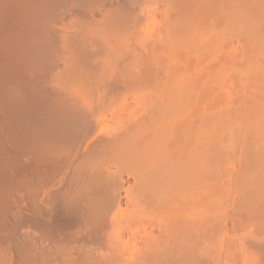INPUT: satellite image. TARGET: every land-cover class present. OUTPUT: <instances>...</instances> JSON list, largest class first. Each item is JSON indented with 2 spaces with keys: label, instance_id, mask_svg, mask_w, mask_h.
I'll return each instance as SVG.
<instances>
[{
  "label": "bare ground",
  "instance_id": "6f19581e",
  "mask_svg": "<svg viewBox=\"0 0 264 264\" xmlns=\"http://www.w3.org/2000/svg\"><path fill=\"white\" fill-rule=\"evenodd\" d=\"M243 25L264 0H0V264H264V75L235 106L204 64Z\"/></svg>",
  "mask_w": 264,
  "mask_h": 264
},
{
  "label": "rangeland",
  "instance_id": "374dc122",
  "mask_svg": "<svg viewBox=\"0 0 264 264\" xmlns=\"http://www.w3.org/2000/svg\"><path fill=\"white\" fill-rule=\"evenodd\" d=\"M162 6V5H161ZM160 6V7H161ZM163 8H161L162 10L164 9V5L162 6ZM161 20L160 21H162V17L160 18ZM161 23H163V21L161 22ZM243 26H246V28L245 27H242V28H239V29H241L240 30V32H238L237 33V31L236 32H233L232 30H228V31H225V33L223 34L224 36H223V40H222V37H221V40L222 41H220L221 43V45L219 46V45H216V48H215V46L213 47V43H212V47H210V49H211V52H210V49H209V52H206L208 55H206V56H208L209 58L208 59H205V58H207L206 56H205V58H204V64H205V61H206V64L205 65H208V62H209V64H210V66H212L213 64H215V65H213V67H215V68H211V67H209V68H211L212 70L211 71H217V72H215V73H213V74H215L214 76H212L210 79V83H209V86L210 87H212V89L213 90H215L216 89V91L217 90H221L220 92H222L221 94L225 97H222V95L220 94V98H222V100L221 101H227V100H230L231 101V99L234 101V99H236L237 97H238V100L240 99V98H242L241 100H237L236 99V101H238L237 103H235L236 101H231V102H229V103H231V104H233V105H235V106H237L238 104H239V102L241 101L242 102V100H243V98H244V96H245V93H247V88L249 89V86H250V83H251V81H253L254 82V80L257 78L256 77V74L258 75V77L260 76V78H262L261 76H263L264 75V73H263V71L264 70H260V72L258 71L262 66H263V63H262V65H261V67H259V69L257 68L259 65V62H258V64L257 63H255L256 62V60H254L253 61V59H251V57L252 58H257V57H261V52H262V54H263V56L261 57V59H263L264 58V51H263V49H264V43H261V45H259L257 42H256V38H253L254 36H252V31L251 32H249L250 30H248V26H250V25H243ZM244 28V29H243ZM246 29V30H245ZM248 30V31H247ZM231 31V32H230ZM228 32V33H227ZM247 32H249V33H251V35H249V33H248V36H247ZM230 33H234V34H230ZM238 35H237V34ZM243 33V34H242ZM236 34V35H235ZM250 36H252V40H251V38H249ZM229 39V40H228ZM239 39V40H238ZM256 39V40H255ZM237 40V41H236ZM253 41H254V44L256 45H258V46H260V47H258L257 45L256 46H253V47H255V49L253 48V50H252V45H253ZM226 42V43H225ZM229 42V43H228ZM238 42V43H237ZM243 44V45H242ZM263 44V45H262ZM219 46V47H218ZM242 46V47H241ZM256 47H257V49H256ZM262 47V48H261ZM214 48V49H213ZM235 48V49H234ZM260 48L262 49L261 50V52H259V50H260ZM256 50V51H255ZM256 54H258L257 56L256 55H254L255 53ZM259 53H258V52ZM238 52V53H237ZM235 53V54H234ZM253 53V55L255 56V57H253V55H251ZM260 54V55H259ZM234 55V56H233ZM237 55V56H236ZM243 55V56H242ZM211 56V57H210ZM233 56V57H232ZM251 56V57H250ZM216 57V58H215ZM232 57V59L234 58V61L235 62H237V67L236 66H234V64H235V62L234 61H232L230 58ZM237 57V58H236ZM239 57V58H238ZM240 57H242V58H240ZM219 58V62H217V59ZM220 58H221V60H220ZM227 58V59H226ZM223 59V60H222ZM238 61H237V60ZM240 59H241V61H240ZM245 59V60H244ZM261 59H259V61L261 60ZM207 60H208V62H207ZM231 60V61H230ZM247 60V61H246ZM264 60V59H263ZM213 61V62H212ZM223 61V62H222ZM226 61V62H225ZM243 61V62H242ZM250 61H253V63H251ZM225 62V63H224ZM230 62L231 63H234L233 64V68L231 67L232 65L230 64ZM260 62H262V61H260ZM264 62V61H263ZM212 63V64H211ZM241 63V64H240ZM251 63V64H250ZM218 64V65H217ZM219 64L221 65V64H223L222 66H220L219 67ZM253 64H257V65H255V68L257 69H255V71L257 72H259V73H255L254 72V65ZM217 65V66H216ZM228 65V66H227ZM246 65V66H245ZM250 65L253 67H251L250 68ZM242 66V67H241ZM218 67H219V69H218ZM222 67V68H221ZM235 68V69H234ZM237 68V69H236ZM245 68V69H244ZM217 69V70H216ZM241 69H242V71H241ZM253 69V72L255 73H252V70ZM207 70V69H206ZM226 72V73H225ZM243 72H244V74H243ZM250 72V73H249ZM262 72V73H261ZM228 73H230V74H228ZM240 73V74H239ZM224 74H225V76H224ZM235 74V75H234ZM251 74V75H250ZM253 75H255V76H253ZM239 76V77H238ZM237 77V78H236ZM241 77H243V78H241ZM253 77H255V78H253ZM264 77V76H263ZM249 78V79H248ZM224 79V80H223ZM228 79V80H227ZM252 79H254V80H252ZM263 79V78H262ZM215 80V81H214ZM234 80V81H233ZM222 81H223V83H222ZM249 81H250V83H249ZM215 82V83H214ZM244 82V83H243ZM235 83V84H234ZM247 83H249V85L247 86ZM244 84L246 85V86H244ZM252 84V83H251ZM220 89H219V88ZM227 87V88H226ZM230 87V88H229ZM242 87V88H241ZM218 88V89H217ZM232 88V89H231ZM244 88V89H243ZM226 89V90H225ZM245 91V90H247V91H243V90ZM211 90V89H210ZM212 90V91H213ZM219 91H217V92H219ZM240 91V92H239ZM242 91H243V93H242ZM214 92V91H213ZM231 94H230V93ZM240 93H242L243 95H241ZM213 94V93H212ZM225 94H228L229 96V98L227 97V96H225ZM214 95V94H213ZM217 95H219V94H217ZM233 95V96H232ZM238 95V96H237ZM243 96V97H240V96ZM227 97V98H226ZM236 97V98H235ZM223 99H225V100H223ZM209 102V101H208ZM223 102H221V107H223L222 109H224V111H226L227 109H230V108H232V105L230 106H228V104H226L225 103V106H224V103ZM240 102V103H241ZM223 103V104H222ZM235 103V104H234ZM210 105H211V103H210ZM227 108V109H226ZM226 109V110H225ZM236 149V148H235ZM234 150V149H233ZM238 150V151H237ZM235 151V150H234ZM235 152H240V150H239V148L238 149H236V151ZM235 152H231V154L232 153H234L235 154ZM232 156H234V155H232ZM232 156L230 155V157H231V162H232ZM237 167H238V165H237ZM130 182H132L131 180H129ZM125 202V201H124ZM229 209H231V210H233L232 208H229ZM229 209H228V214H227V217H228V220H226L227 221V225H228V228H229V231H231L230 232V234L231 233H234L233 234V237L230 235V239H233L234 238V236H235V232L237 231V233H236V235H238V237L237 236H235V237H237V238H235V239H233L234 240V242L236 241L237 243H241V242H245L251 235H255V232H256V230H255V232H254V230H253V228L254 227H252L251 228V226H250V228H244V227H242L241 226V228L238 230V229H234L233 230V228H232V226H233V222H231V218H232V213H234V211H232V213H231V210H230V212H229ZM231 213V216L229 215ZM236 214V213H235ZM230 216V217H229ZM230 218V219H229ZM227 219V218H226ZM231 223V224H230ZM239 224H237V226H238ZM230 226V227H229ZM244 228V229H243ZM233 231H235V232H232V230ZM247 229H249V230H247ZM229 231H228V233H229ZM254 233H253V232ZM248 232V233H247ZM245 233V234H244ZM247 233V234H246ZM228 235V234H227ZM229 235L228 236H226V238H227V241H229L230 239H229ZM248 237V238H247ZM252 237V236H251ZM241 239V241H240V239ZM246 238V239H245ZM245 239V240H244ZM233 240H230V241H233ZM239 242H238V241ZM224 241H226L225 240V238H224ZM227 241H226V243H227Z\"/></svg>",
  "mask_w": 264,
  "mask_h": 264
}]
</instances>
